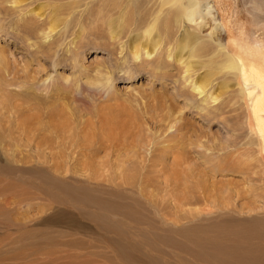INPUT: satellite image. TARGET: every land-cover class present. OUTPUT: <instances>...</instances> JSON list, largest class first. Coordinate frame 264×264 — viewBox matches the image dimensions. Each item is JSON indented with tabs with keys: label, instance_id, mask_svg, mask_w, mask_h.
<instances>
[{
	"label": "rangeland",
	"instance_id": "rangeland-1",
	"mask_svg": "<svg viewBox=\"0 0 264 264\" xmlns=\"http://www.w3.org/2000/svg\"><path fill=\"white\" fill-rule=\"evenodd\" d=\"M3 1L0 264H196L192 254L199 245L186 241L181 228L216 224L226 216L264 217V200L255 197L264 193L260 138L237 79L231 75L223 90L225 74L215 75L207 89L219 98L204 110L203 95L188 85L208 74L207 54L213 52L209 40L197 54L203 57L177 51L193 23L176 26L164 13L158 25L163 42L147 56L141 36L147 23L138 18L149 19L155 0H134L132 6L133 0ZM199 1L217 7L227 51L264 62V0ZM120 12L122 27L112 21ZM56 19L63 22L47 36ZM209 27L196 35L209 38ZM134 43H142L138 58ZM213 57V63L223 58ZM189 58L194 69L187 71ZM14 76L28 81L7 88L23 100L3 89L5 78ZM5 98L20 105L18 120L7 113ZM18 125L30 139H20ZM47 173L56 183L105 196L106 203L118 197L125 212L101 209L90 199L79 205L81 200L49 184ZM177 194L185 204L175 203ZM154 204L163 217L146 209Z\"/></svg>",
	"mask_w": 264,
	"mask_h": 264
},
{
	"label": "bare ground",
	"instance_id": "bare-ground-1",
	"mask_svg": "<svg viewBox=\"0 0 264 264\" xmlns=\"http://www.w3.org/2000/svg\"><path fill=\"white\" fill-rule=\"evenodd\" d=\"M184 1H186V0H155L154 1L155 2L154 3L155 9L153 7L154 5H151L154 10H152L150 12V14L148 16L149 19L146 22H144L145 18H141V17H139L141 19L138 18V21H139L138 23H144V25L147 23L145 26L143 25L144 27L141 28V29H143V31H141L142 32L141 36L143 38V41L145 40L144 42H146V43H144L145 44L144 48L143 47L142 48L145 51V53L147 54V56H151V54L157 50V47L162 44L161 42H163V41L161 39L164 37H162V38L160 37L158 25H159V20L161 19V17L163 16L164 13L166 14V15H164L166 18L171 17V21L174 23L176 22V24H177L176 26H180L182 21H185V20L190 22V23H193L194 24L193 31L187 30L183 36V40L176 44L177 46H179V47H177V48H179V49H177V51L179 50V53H180V51L183 52L184 50H188V52H189L188 55L191 58L203 57L201 54H200L201 56H199L197 54L200 53L199 51L203 50V48L201 46L203 44H205V42L207 43L208 42L207 40H209L211 43L208 45H210L213 48V49L210 48L213 50V52L211 51L212 53L210 55L207 54L208 57L209 56L211 57V59L209 60V58H208V61L206 62V63H209L210 64L209 66L211 67L208 74L198 82L197 81L193 82L194 80H191L188 85H189L191 91L194 92L196 95H203V97H202L203 98L202 99L203 106L202 107L204 110V109L210 108L209 106H211L212 103H215L216 101H218V98H219V94L213 96L212 94L208 93L209 89H207L208 86H210V87L212 86L210 84L214 80L213 77L215 75L221 74V73L225 74L224 75L225 79L221 83L223 90L228 88L229 82L233 77L237 79V84L241 88L240 97L245 102H247V104H248V108L250 110L251 122L253 124L255 131L257 132V134L260 138L259 154H260L261 162L264 165V62H259V61L254 60V57L250 53H243L242 54V53H239V52L234 51V50H233V53H230L229 51H227L226 47L222 46V44L220 43L221 33H219V30H218L219 29L218 28L219 22H217V16H216L215 11L213 9L214 4H212L211 2H205L204 4H202L199 0H187V1H189L190 5L188 7H186ZM3 2H4L3 0H0V4ZM9 2H10V0H9ZM12 2L15 3L16 1L12 0ZM122 2H125V1H122ZM133 2H134V0L132 2H130L131 6H132ZM71 4H73V3H71ZM73 5H75V4H73ZM59 8L60 7L57 6V9H59ZM216 8H215V10H216ZM148 9H150V8H148ZM126 15H124V16H126ZM127 16L129 17L128 23L135 24L133 16H131L129 14ZM112 21H114L117 25L122 27L123 26V13H121V16H119L116 20L113 19ZM61 22H63L61 19H56L55 22L51 24V27H49V32H47V36L49 35V33H52L59 26V24ZM209 23L211 25V27H209L210 33L207 34L209 36V38L202 39L199 37V34L196 35V33L198 31L200 33V31H202V28H204ZM223 28L225 29L224 25H223ZM141 36L139 37V39L141 38ZM140 41H142V40L140 39ZM139 44H142V43H137L134 46L135 51L133 52V55L135 56V58H138L139 50H141ZM236 46H238V45H236ZM148 47H150V50H151L150 52L148 50ZM170 49H168V51ZM204 49H206V48H204ZM170 51H172V50H170ZM169 55H170V53L168 54V56ZM211 55H213L215 57V59H220V57H223L224 59L222 58V60H216L215 63H213L214 59H212L213 56H211ZM180 60H181V58L179 59V61ZM185 60H187V59H185ZM189 61H191L190 58L188 59V61L186 63L187 65L186 66L183 65L184 68L186 67L187 71L190 70L193 66V63L191 64ZM201 63H199L200 66L203 65V63L202 64ZM213 65H215V66H213ZM192 69H194V68H192ZM231 75H233L232 78H230ZM191 76H192V74H190V77ZM27 82L28 81H26V80H22V78H20V76L19 77L14 76L13 78L11 77L8 79L5 78V80L3 82V86H4L3 89H6V93L7 94L10 93V95L15 97L16 100L18 101V99L22 98L23 96L19 92H12V91H9L7 88L12 86V85H17V86H19L21 84L27 85ZM33 85H35V83H33L32 86ZM41 85H43V84H41ZM206 89H207V91H206ZM5 99L6 100L4 103L8 107L7 113H9L11 111V113H13V115L17 114L18 117L15 116V118H17V120H18V118L20 117V114L22 113L19 111L20 105L16 102L11 103L10 98H5ZM22 100H23V98H22ZM24 103H26V104L30 103L29 97L25 98ZM7 121H9V119ZM16 128H17V132L20 134V136L24 135V137H21L20 139L23 140V139H26V137L30 139V137H28V134L26 133V131L24 129H22V127L20 125H18V127L16 126ZM0 142H1V139H0ZM38 146L41 147V144H38ZM40 147H36V148L39 150ZM2 159H3V156L1 153V149H0V161ZM46 181L49 184L52 183L51 185L56 186L57 188H60V190H62L66 194L70 193L69 195L72 198H74V200L76 202H79V200H81V202H83V203H78L79 205L85 204L86 203L85 200L90 199L91 202L96 204L101 209H109V210L114 209V210L119 211L121 213L125 212L124 208H123V211H124L123 212L122 207H120L121 206V202H120L121 199L119 200L118 197H113L114 199H116V201L108 200V203H106V197L105 196H103L101 194H95V192L89 191L85 187H79V188L75 187L74 188V187H71V185H67V186L64 185L63 182L56 183L53 180V178L50 176L49 173H47V175H46ZM174 190L175 189H173V192L177 191V190L176 191H174ZM108 191L109 190L103 191V193L107 194ZM188 193H190V192L188 191ZM200 194H203V193L200 192ZM200 194H199V196H200ZM171 195H173V194H171ZM183 195L185 197H187L184 192H183ZM175 196H176V198L174 197L175 203L180 204L181 201L183 202V200H181V201L179 200V198L181 197L179 194H177ZM178 196H180V197H178ZM184 196H183V199H186V201H187L188 197L185 198ZM206 196H210V195H206ZM168 197H170V196H168ZM172 197L173 196H171V198ZM255 197L257 199L264 200V193H261L259 191L257 194H255ZM174 198H172V199H174ZM180 199H182V198H180ZM59 201H60L59 204L58 203L57 204L58 205L62 204L61 207H63L65 205L63 203V199L61 198V199H59ZM193 202H191V203H193ZM205 202H207V201H205ZM229 202H231V201H229ZM52 203H50V204H52ZM54 203H56V202H54ZM187 203H189V202H187ZM207 203H209V202H207ZM137 204H138L137 205V208H138V206L142 203L137 201ZM144 205H146V204H144ZM163 205H164V203H163ZM123 207H125V206H123ZM144 207H146V206H144ZM125 208H129V207H125ZM153 208H156L155 204L150 205V207L146 208V209L152 210ZM180 208H182V207H180ZM143 210L145 211V213L147 215L146 218H147L148 215H150V214H148L150 212H147L145 210V208H143ZM153 210H155V209H153ZM159 210H158V212H161V215H159V216L163 217V209H161L160 211ZM131 211H132V209L130 208L129 211L127 212V214L129 216L133 215V212H131ZM249 211L251 212V210H249ZM158 212L156 211L157 214H158ZM101 213H102V211H101ZM240 214H241V212H240ZM247 214H248V212H247ZM252 214H254V213H252ZM258 214L251 215L249 218L247 217L248 216L247 215V216H245V217H247V219H242V220H237V219L231 218L230 216H226L224 218L219 219V221L216 224H212L209 221L211 225H208L205 223H203L205 225H201L200 224V218H197L198 219L197 223H199L200 225H193V226H190L188 228H181L179 233L182 236H184V238H186V241L194 242L197 245H199L198 250L193 251V254H192V255H194L193 257L196 260L195 261L196 264H264V217H260V216H258ZM263 215H261V216H263ZM190 216L192 217V214ZM101 217H102V215H101ZM150 217L152 218L154 216L150 215ZM150 217H148V218L150 219ZM133 219H135V218H133ZM149 219H147V221H149ZM188 219H190V218H188ZM160 220H162V219H159V221ZM190 220H193V219H190ZM138 221H140V220L138 219ZM201 222H203V221H201ZM117 230H120V229L117 228ZM183 243H182V245H184ZM188 243H186V244L189 245Z\"/></svg>",
	"mask_w": 264,
	"mask_h": 264
}]
</instances>
